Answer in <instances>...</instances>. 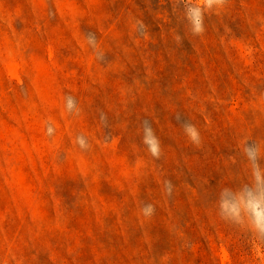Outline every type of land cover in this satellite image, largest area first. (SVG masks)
Returning <instances> with one entry per match:
<instances>
[{"label": "rangeland", "instance_id": "obj_1", "mask_svg": "<svg viewBox=\"0 0 264 264\" xmlns=\"http://www.w3.org/2000/svg\"><path fill=\"white\" fill-rule=\"evenodd\" d=\"M0 264H264V0H0Z\"/></svg>", "mask_w": 264, "mask_h": 264}, {"label": "clouds", "instance_id": "obj_2", "mask_svg": "<svg viewBox=\"0 0 264 264\" xmlns=\"http://www.w3.org/2000/svg\"><path fill=\"white\" fill-rule=\"evenodd\" d=\"M213 2H216L218 4H222L223 0H199V3L204 5L207 8H210L212 6ZM194 23L196 25L195 31L198 33L202 32L203 29L200 26L201 25V18H200L199 10L196 11ZM185 132L188 133V135L190 136V138L193 141L196 140L197 133H196L193 125L186 124L185 125ZM145 143H147L149 145V151L152 153V155L157 156L158 152H159L158 145L154 141H151L148 139H145ZM146 207L148 208V212H151V205H148ZM256 215L259 219L261 216V213L257 212Z\"/></svg>", "mask_w": 264, "mask_h": 264}]
</instances>
